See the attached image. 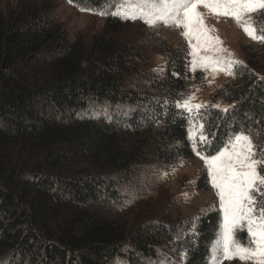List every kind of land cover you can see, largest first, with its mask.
I'll list each match as a JSON object with an SVG mask.
<instances>
[{
  "label": "trees",
  "instance_id": "16d2710c",
  "mask_svg": "<svg viewBox=\"0 0 264 264\" xmlns=\"http://www.w3.org/2000/svg\"><path fill=\"white\" fill-rule=\"evenodd\" d=\"M62 1L101 17L102 29L71 37L57 0H0V264H156L157 250L176 264H206L218 208L175 220L160 184L163 168L196 157L174 101L203 72L189 79L187 53L163 38L122 34L139 20L81 10L104 0ZM254 20L264 28V13ZM242 53L213 92L235 107L207 110L205 154L240 127L262 126L264 43L246 42ZM209 188L203 169L196 189Z\"/></svg>",
  "mask_w": 264,
  "mask_h": 264
},
{
  "label": "snow or ice",
  "instance_id": "6c2138e0",
  "mask_svg": "<svg viewBox=\"0 0 264 264\" xmlns=\"http://www.w3.org/2000/svg\"><path fill=\"white\" fill-rule=\"evenodd\" d=\"M201 8L206 10L207 16L232 18L250 39L264 43V28H259L258 21L253 19L254 15L264 13V0H104L101 9L81 10L98 11L101 16H118L125 20H141L148 27L163 24L179 28L190 48L187 56L191 58V71L202 69L213 79L221 72L233 76L234 67L242 65V61L235 59L234 54L222 46L223 41L213 34L218 30L206 23L207 16ZM153 71L163 73L164 68ZM207 82L211 84L213 80ZM195 100V93L181 94L174 104L187 120V138L192 151L204 162L219 199L220 222L216 237L210 242L206 264H224V261L236 259L245 264H264V117L258 122L261 127H240L228 136L214 155L205 154V147L211 145L213 135L209 130L207 110L216 108L228 113L235 105L221 107L219 104L193 103ZM184 195L187 197L188 194ZM194 229L195 225L193 235ZM240 232H246V240L238 239ZM186 235L182 231L176 239L182 240ZM157 251L160 259L156 264H176ZM180 255L181 260L186 259L187 251ZM117 264L125 262L118 260Z\"/></svg>",
  "mask_w": 264,
  "mask_h": 264
},
{
  "label": "rangeland",
  "instance_id": "374dc122",
  "mask_svg": "<svg viewBox=\"0 0 264 264\" xmlns=\"http://www.w3.org/2000/svg\"><path fill=\"white\" fill-rule=\"evenodd\" d=\"M200 10L205 12L207 16L205 9L201 8ZM54 11L58 20L63 23L71 37L84 30H100L104 24V20L101 19V17L88 15L70 5H67L62 0H57ZM254 17L255 15L253 16V19ZM139 21L140 22L136 23L133 28L130 27L131 29H124L122 34L128 36L134 31L136 35H139L145 40L159 37L165 39L171 45L181 48L186 53L190 51L187 40L181 34V29L167 27L163 24H160L157 27H148L143 21ZM206 23L214 26L218 30L213 34L220 37L223 41L222 46L232 52L235 59L244 61L242 45L246 42L255 43L256 40L250 39L232 18L207 16ZM190 59L191 58L187 56V75L189 79L193 80L195 72L200 70L203 72L204 80L202 84L194 85L187 95L195 93L196 100L193 101V103H207L211 100L214 101L215 104H219L220 100L219 98L214 97L213 92L224 82L229 81L232 76L221 72L213 79L209 72H205L202 69L198 68L193 72L189 65ZM208 80H213V82L209 84L207 82ZM197 89L199 90L197 91ZM203 169H205L204 162L198 156L186 160L180 159L173 165L163 168L160 184L162 185V189L166 190L163 195H165V193L168 194L169 198L175 205V220L191 218L199 212H204L209 209H219V199L216 195V189L212 187L209 176L208 180L210 188L207 190L196 189L197 177ZM185 193L188 194L187 197H185ZM164 198L165 197L160 196L155 198L162 199L156 201L160 206V209H163L165 206ZM213 205L215 208H212ZM224 264H245V262L236 259L232 261H224ZM248 264H251V262H248Z\"/></svg>",
  "mask_w": 264,
  "mask_h": 264
}]
</instances>
